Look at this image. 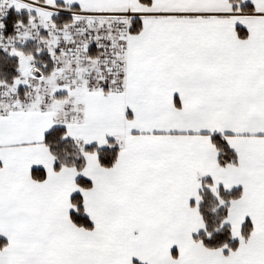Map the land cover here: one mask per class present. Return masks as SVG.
Returning <instances> with one entry per match:
<instances>
[{"label":"snow or ice","instance_id":"snow-or-ice-1","mask_svg":"<svg viewBox=\"0 0 264 264\" xmlns=\"http://www.w3.org/2000/svg\"><path fill=\"white\" fill-rule=\"evenodd\" d=\"M0 264H264V0H0Z\"/></svg>","mask_w":264,"mask_h":264}]
</instances>
